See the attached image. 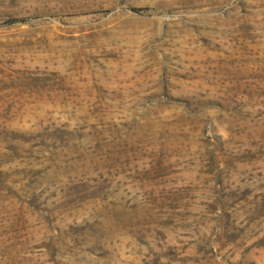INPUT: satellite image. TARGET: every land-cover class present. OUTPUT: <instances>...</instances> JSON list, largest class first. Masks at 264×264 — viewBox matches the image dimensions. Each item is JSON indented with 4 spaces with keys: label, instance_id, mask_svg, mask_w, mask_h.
<instances>
[{
    "label": "rangeland",
    "instance_id": "obj_1",
    "mask_svg": "<svg viewBox=\"0 0 264 264\" xmlns=\"http://www.w3.org/2000/svg\"><path fill=\"white\" fill-rule=\"evenodd\" d=\"M0 264H264V0H0Z\"/></svg>",
    "mask_w": 264,
    "mask_h": 264
},
{
    "label": "trees",
    "instance_id": "obj_2",
    "mask_svg": "<svg viewBox=\"0 0 264 264\" xmlns=\"http://www.w3.org/2000/svg\"><path fill=\"white\" fill-rule=\"evenodd\" d=\"M133 13H136L137 11L136 10H132Z\"/></svg>",
    "mask_w": 264,
    "mask_h": 264
}]
</instances>
